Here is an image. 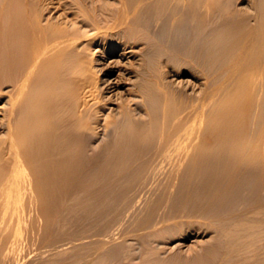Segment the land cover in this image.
Listing matches in <instances>:
<instances>
[{"label": "bare ground", "instance_id": "obj_1", "mask_svg": "<svg viewBox=\"0 0 264 264\" xmlns=\"http://www.w3.org/2000/svg\"><path fill=\"white\" fill-rule=\"evenodd\" d=\"M220 1L114 0L104 5L98 0H0V72L13 71L12 79L8 78L7 82L0 74L5 79H0L1 124L7 129L5 137L0 140V219L7 218L11 225L18 219L26 222L48 217L52 219L55 216L52 206L56 211L55 207L60 206L65 196L71 194V198H76L81 195L78 187L82 175H91L95 171L98 174L100 169L91 164V159L104 157L103 161L105 158L108 161L123 154L125 156L122 158L128 156V160L124 163L121 159L124 164L118 165L124 166L120 167L121 171L116 170L118 173L104 174L102 177L95 173L99 177L97 185L101 188V194L98 190L97 195L90 194V191L87 197V189L83 191L91 207L94 205L98 209L96 198L99 196L100 199L105 189L118 193V202L114 199L112 203L122 204L120 208H133L131 201L140 200V204L142 198H147L143 202L149 201L148 197L152 199L149 204L156 206L155 203L168 200L175 194L177 186L179 188V184L185 182L189 184V190L199 187L198 191L216 188L234 191L235 195H231L233 199H240L242 194H253L258 182L254 185L251 178H258L261 181L258 185L264 188V1L248 3L250 9L244 14L242 12V16L238 7L228 8L223 0L222 3ZM106 2L109 3V0ZM69 22H72V26L79 24L80 27L74 26L70 30ZM78 28L85 29V34L78 35L77 31L83 30ZM101 38L109 48L106 46L101 51L103 53L97 65L93 59L86 57L88 54L82 55L86 58L80 59L79 65L68 61L70 57L90 50ZM137 42L143 44L145 53L160 51L154 44L158 42L166 49L168 59L172 55H179L198 67L206 80L202 96L190 105L186 104L188 106L183 105L182 109L177 108L174 99L171 100L174 97L169 91V83L166 84L168 81L165 83L160 79L162 76L154 66H146L145 55L139 52L142 47L136 48ZM120 45L122 47L117 51ZM128 54L137 58L135 65L128 67L111 59L114 55L124 58ZM67 62L76 66L71 63L69 66ZM116 73L117 76L113 77ZM9 74L5 77H9ZM63 82H69L75 88V94H72L76 100L74 103L68 99L67 90L59 89ZM120 87L124 88L126 97L120 103L110 101L108 93ZM107 104L116 105L112 108L113 113H107L108 117L104 114L109 108ZM91 113L95 116L92 117ZM84 116H91L92 120L88 118L82 127L80 122L86 121ZM120 116L123 120H118ZM79 127L94 130V134L100 133L95 129H100L103 134L98 142L100 144L94 148V141L90 140L95 135L87 140L82 137L85 128L80 131V136ZM87 131L85 133L88 134ZM81 145L88 153L91 152L88 156L91 159L87 160H91V163L80 162ZM115 161L120 163V160ZM186 176H189V181L183 180ZM198 176L201 178L198 179ZM92 184L95 186V183ZM126 186L129 188L121 191ZM164 191L168 194L165 197L162 196ZM112 194L108 196V192H105L102 200H108ZM105 196L108 197L104 199ZM146 203L143 205L147 206ZM115 206L111 204L113 209ZM108 208L109 216L118 218L117 213L112 214ZM257 211L252 209V212H243L233 219L219 222V226L227 232L231 245L218 264H240L239 260H242V264H248L245 261L247 258L242 259V253L240 256L238 254L239 244L242 245L239 236L256 229L258 225L252 227L250 224L255 217L264 219V206L259 213ZM102 214L100 217H103ZM141 214L144 220L143 211ZM77 218L94 221L90 222L91 226L95 223L98 225L95 220H100L92 212L89 215L80 213ZM17 227L15 230L19 229ZM260 228H257L258 233ZM95 231L91 233L94 236ZM100 236L95 239L99 240ZM13 239L12 242H15ZM245 246L241 247L244 249L248 245ZM42 250L37 251L39 257ZM45 251H50V248L45 249L41 257ZM46 254L44 256L54 257L52 253ZM91 257L94 258L93 255ZM37 259H34L35 262ZM92 260V263L90 260V263L86 262L97 264ZM254 261L253 264H264V258Z\"/></svg>", "mask_w": 264, "mask_h": 264}, {"label": "rangeland", "instance_id": "obj_2", "mask_svg": "<svg viewBox=\"0 0 264 264\" xmlns=\"http://www.w3.org/2000/svg\"><path fill=\"white\" fill-rule=\"evenodd\" d=\"M99 1H101V2H99ZM104 1L98 0V2L100 4H104V5L111 4L114 0L111 2L109 0V3L106 2L108 0H106L105 2ZM216 1H217V3H219L218 2L219 0H216ZM230 1L231 0H223V2L228 6V8L234 7L236 9V7H238L239 8L238 11L241 12V14H239V15H241V16H242V12L244 14V11L250 9V5H248V3L253 4L254 2H256V3L259 2V0H257L258 2L256 0H254V1L253 0L252 1L251 0H248V1L247 0H236V1L232 0L231 2ZM262 1H264V0H262ZM102 2H104V3H102ZM234 2H236L237 4ZM251 2H253V3H251ZM229 3H231V5ZM260 3H261V0H260ZM234 4H236V5H234ZM60 13H61V11L58 12L57 15H59ZM70 24H69L70 30H71V28L73 29L74 26L75 27L79 26V24H74L72 26V22ZM80 29H83V28H80ZM80 29L78 28V30H80ZM85 31L86 30L83 29V30H80L77 32H78V35H82V34L84 35ZM138 41H140V40H138ZM137 43H139L138 47H136L137 49H139V47L140 48L142 47V50H140L139 52H141L140 55H142V54L145 55L144 62L146 63V66L149 68L151 66L152 67L154 66L157 69V73L160 72L159 75L162 76V77H160V79H162V81L164 80L165 83H166V81H168L166 84L169 83L168 84V88H170L169 91H172L171 93L173 94V97H174V98H171V100L174 99L173 101H174L175 105H178V106L180 104L182 105V106L180 105V107L177 106V108L182 109V108H184L183 105H186V104L190 105L191 102H195L199 97L202 96L203 88H204L203 86H205V83H206L204 81H206V80H205V78H203V74L199 71L200 69L198 67H194L193 65L190 64V62H188L187 59L180 58L179 55H175V57H174V55H172V57H170L168 59L167 58L168 53H167L166 49L161 44H159L158 42L154 43L155 46L159 47V49H160V51H158L157 53H155L154 51H151L150 53H148V52L145 53V48H143V44L140 42H137ZM106 46L109 48L108 44L107 43L104 44V41L101 38L100 40H98L96 42V44L94 43V45L92 47H90V50L83 52L81 55L80 54L74 55V56L70 57L68 59V61L71 60L72 63L79 65V64H81L80 59L82 60V59H85L86 57H88V58L93 59L94 64L96 63L95 65H97V63L100 62L99 56H101V54L103 53L101 51ZM121 47H122V45L118 46L116 48V50L118 51L119 48L121 49ZM86 54H88V55L86 56ZM82 55L86 56V57H83ZM130 55L131 54H128L127 57H124V58H120L119 56L114 55V56H112L111 59H115L120 64H123L124 66L129 67L130 64L135 65L137 63V61H136L137 58L129 57ZM67 63L70 66V63L69 62H67ZM73 66H76V65H73ZM162 66H164V67H162ZM155 68H153V69H155ZM5 71L6 70H4L3 72H5ZM8 71L9 70H7L5 72L6 74L3 72H0L1 75L3 74V77L6 79V81L0 75L1 80L7 82L8 78H9V80L12 79L13 71L12 70H10L9 72ZM11 71H12V74H11ZM8 73H10L9 77L8 76L5 77ZM117 74L118 73H116L113 77H116ZM0 83H2V81H0ZM170 84H171V86H170ZM67 86H69V87L67 88ZM72 87H71V84H69V82H67V83L63 82L60 85L59 89L63 90V91L67 90V92H65V93L66 94L68 93L67 94L68 99L74 103L76 100H75L74 96H72V94L73 93L75 94V88H72ZM69 89H70V91H72V93H69L70 92ZM188 94H190V95H188ZM109 96H110V101L120 103L126 97V93L124 92V88L120 87V88L115 89L114 92L108 93V97ZM70 101H69V103H71ZM188 105H186V106H188ZM115 106H116L115 104H107V107H109V108L104 111V114L106 113L105 114L106 117H108L110 115L109 113L112 112V108H115ZM109 110H110V112H109ZM107 113L109 115H107ZM89 115H90V113H89ZM114 115H115V113H114ZM116 115H117V112H116ZM116 115H115V117H116ZM91 116L94 117L95 114L93 113ZM91 116H90V118H91ZM117 116H119V115H117ZM83 118L86 121L83 120L84 121L83 123L80 122V126H82V127H83V124H86L85 122H88L87 120L89 117L87 118L84 116ZM2 119H3V115H2V112L0 111V140H2L5 137L6 130H7L5 127L3 128L2 124H1ZM120 119H122L121 116H120V118L118 117V120H120ZM91 120H92V118H91ZM89 122H90V120H89ZM84 128H83V130H84ZM83 130H82V128L79 127L78 133L80 134V136L82 134L84 135L85 131H87V130L89 132L93 133V134H90L87 131L88 134L85 133L87 136L82 135V137L83 138L85 137V139H87L89 136L92 137L93 135H95L94 138L90 137L91 140H90V138H89V140H90V142L94 141V142H92L93 144L92 143L91 144L94 148H96L98 142H100L99 140L101 139V135L103 136L101 130L95 129L96 132L100 131L101 134L100 133L94 134L95 131L93 129H91V130H93L94 132L90 131V129L86 130V128H85V131L81 134L80 131H83ZM80 148H81L80 149L81 152H80V156H79L80 158L79 159H80V162H82V164H85L86 162H90L92 160L93 163H91V162L90 163L93 166H95V168L100 169L99 171H101V170H104V171H102V172L98 171V174H97V171H95L94 173L91 174L92 176L90 174L82 175L81 181L79 182L80 184L78 187V190L80 191L81 195L76 197V198H74V196H72V198H71V196H70L71 194H69V196H65L66 198L64 197L62 199V203L60 204V206L57 205V207H55L56 211L53 210L54 206H52V211L55 213V216H56V217L53 216L52 219H50L49 217L45 218L44 220L31 219V220H29L30 222L29 221L26 222L22 219H18V220H15L16 222L15 221L12 222V225H11V221H8L7 218H4V220H7L6 222L4 220L0 219V234H1L0 235V244H1L0 245V264H8V263L9 264L10 263L15 264V262H16V264H18V263L19 264H40L41 262H42L41 264H43L44 262H45L44 264H47V263L48 264H57V263L58 264H71L73 262H75L73 264H88L87 262L90 263V261L92 263V261H93L92 259H94V261H96L97 264H218L224 259L223 256L226 255L227 250H228L229 246L231 245V241L227 235V232L225 231V229H223L222 227L219 226V222L233 219L234 217L238 216L239 214H241L243 212H250V211L252 212V209H253V211H257L258 209L256 210L255 208H259L262 210V207L264 206V188L259 186L260 185L259 183L261 181H259L258 178L257 179L251 178L252 180L251 179L250 180L253 181L254 185L256 184L255 182H258L254 186L255 192L253 191V194H251V195L242 194L240 196L241 197L240 199H238V198L233 199V196L235 195L234 191H226V190L223 191V189H220V188H216V190L213 189V190H207V191L204 189H200L198 191L199 187H197V189H196V187H194L193 189L190 188V190H192V192H191L189 190V184H187L185 182L184 184L182 183L183 185H185V187L182 184H179L180 187L178 188V186H177V188L175 190V194L171 195L168 198V200H163L162 202L155 203L157 207L153 203L149 204V201L151 203L152 199H151V197H148L149 201L145 200V202H143L144 199H147V198H142L143 201H141L140 204L138 203V202H140V200L138 202L137 201H131L132 203L130 202V206H133V208L132 207L131 208L130 207L120 208L119 205L121 206L122 204L119 203V205H118L117 204L118 201L116 200V199H118L117 198L118 193H115V191L110 192V189H109V191H106V189H105L104 191L106 193L108 192V196L110 194L114 193L111 195L114 198H112L111 196L110 197L105 196L104 199H106V197H108V200L107 199L105 200L107 202H105L102 200L103 199L102 197L104 196L105 192L102 194L100 199L98 196L97 198L99 200H97V198H96V203H98V209L100 210L99 211L97 209V207H95L94 205L91 207V204L87 200V199H89L87 197L90 194L95 193L97 195L98 191H99V194H101V191H100L101 188L97 185L98 184L97 181H98L99 177H96V174H97V176L101 175V177L104 176V174H112V173L116 174V172L118 170L121 171L120 167L121 168L124 167V166H118V165L122 164L121 163L122 160H123L122 162L126 163V161L128 160V156L122 158L123 156H125V154H123L122 157H119L120 159L119 158H115V159L113 158L114 160L109 159L108 161L106 160V158L103 161L104 157L101 159L98 158V159H94V160L89 158L91 160L87 161V160H89L88 156L90 157L91 152H89L90 153L89 154L88 151L85 150L83 145H81ZM116 159H117V161L120 160V163H118V162L116 163V161H115ZM111 161H112V163H108ZM114 161H115V163H113ZM106 162L108 163V165H106L107 164ZM99 164H101V165H99ZM109 164H112V165L110 166ZM97 165H98V167H96ZM122 165H124V164H122ZM186 177H184L183 180L189 181V178H188L189 176L187 177V179H186ZM199 177L200 176H198V179H199ZM96 178H97V180H96ZM93 179H95V180H93ZM195 179H197V176ZM89 181H91V182H89ZM93 181H95V182H93ZM86 182H87V184H86ZM92 183H95V186L97 185V187H95L94 184H92ZM92 187H94V188H92ZM125 188L126 189L129 188V186H126L124 188L122 187L121 191H125L126 190ZM92 189H94L95 191ZM178 189H179V191H177ZM194 189L196 190V192ZM85 190L87 191V193L85 192ZM201 190H202V192H200ZM83 191L85 192L87 197L85 196ZM90 191H91V193L89 194L88 192H90ZM209 191L212 192V195L210 194ZM179 193H181V195ZM206 193H208V194H206ZM237 194L238 193L236 192V195ZM82 195H83V197H82ZM105 195H107V194H105ZM165 195H166V193L164 191L162 196L165 197ZM231 195H233V196H231ZM195 197H197L198 199ZM175 198H176V201H175ZM202 198H204V199H202ZM114 199L117 202L112 203L113 202L112 200H114ZM195 199H197L198 201ZM100 200L103 201V202L102 201L100 202L101 204L98 202ZM171 200H172V202H171ZM108 201H111V202H109V204H108ZM146 201L148 203H146ZM165 201L166 202L168 201V203H165ZM104 202H105L106 207L104 206V208H103ZM135 202H136V204H133ZM93 203L95 205H97L95 202H93ZM145 203L147 206L143 205ZM161 203H163L164 206ZM111 204H112V207L115 205H117V207L115 206V209H113L111 207ZM159 204H160V206H159ZM87 205H89V207H91L90 209H89V207H87L88 210L86 208ZM134 205L135 206L140 205V206L139 207L137 206V208H138L137 209V208H135ZM142 205L145 207H143ZM150 205H152V206H150ZM255 205H257V206H255ZM154 207H156V208H154ZM193 207H194V209H193ZM106 208H108L109 211H112V214H113V212L117 213L118 218L115 217L116 221H113L115 218L112 219L109 216V212L106 210ZM128 208H130V209L128 210ZM164 208L166 210H164ZM149 209H151V210H149ZM124 210H126V211H124ZM134 210H136L137 212L135 211V213H134ZM139 210L143 211V214L145 215V216H143V218L144 217L145 218L149 217V218H146V219L144 218V220L141 219L142 217H140V215H142L141 214L142 211H140L141 212L140 213ZM144 210H145V212H144ZM163 210H164V212H163ZM191 210L192 211L194 210V211L190 212ZM261 210H258L257 213H259V211H261ZM96 211H99V212H96ZM149 211H150V213L152 212V213H155V214L157 213V214L155 215V214L151 213L152 214V216H151ZM91 212L95 213L98 216L97 219L100 218L99 221L95 220L96 222H98V225L96 223H95L96 225L93 223L95 226L94 225L91 226L92 223L90 224V222H94V221H92V220L89 221L90 219H88V220H82L83 221L82 222L81 219L77 218V215H79L80 213H86L87 215H89V214H91ZM104 212H105V214L103 215L102 213H104ZM118 212L119 213L121 212L122 214L120 213L121 214L120 215ZM136 213H138L137 217H139L141 219V221L139 218L136 217L137 218L136 219L134 217V215L136 216ZM101 214L103 217L104 216L105 217L104 218L100 217ZM126 214H128V215H126ZM158 214L160 217L158 216ZM74 217L76 219H74ZM132 217H134L135 219ZM130 218H132V219H130ZM255 218L253 219L252 223H250V224L252 225V227H253V225H255V227L258 225L256 227V229L255 228H254L255 230L252 229L254 231H252V232L249 231V233H247V235L243 234V236H242V234H241L239 236V243L241 242L243 246H244V244L246 246L247 245L248 246L247 247L245 246L247 249L246 248L243 249V247H241L242 245L239 244L238 254L240 256L242 253V256H243L242 259L247 258V260H245V261L248 264L250 262H251L250 264H253V261L255 259H256V261H259V258L260 259L264 258V248H263V246H264V242H263L264 241L263 240L264 239V234H263L264 233V219L261 216H257ZM64 219H66V220H64ZM63 220L66 222V224ZM18 221H19V223H17ZM75 221L80 222V223H77ZM85 221H87L88 223L87 222L85 223ZM7 222H8V224H6ZM31 222H33V223H31ZM13 223L19 224L18 227H19V229L22 228L21 231L19 229L15 230V228L17 227V224H13ZM31 224H32V226H31ZM87 225L89 226V228ZM108 225L110 227H108ZM91 227L94 229L96 228V231L94 229H92ZM258 227L259 228L261 227L260 228L261 230L259 233H258L259 229H257ZM90 229L92 230V232ZM16 231H19L17 233L18 235L16 234L19 239L16 238L17 236L15 237ZM93 231L96 232V234H95L96 236H94V234L93 235L91 234V233H93ZM261 231H263V232H261ZM104 232H105V234L106 233L107 234L105 235ZM251 233H252V235H251ZM86 234H88V235H86ZM248 234H249V236H248ZM98 235L102 236V238H101V236L99 237V240L97 239ZM73 236H74V238H73ZM69 237H70V239H69ZM95 237H97L96 238L97 240L95 239ZM242 237H243V239H242ZM92 238L95 240H93ZM246 238H247V240H246ZM257 238H259V239H257ZM12 239L14 241L15 240L16 241L12 242ZM65 239H67V240L65 241ZM100 239L101 240L103 239V240L101 241ZM252 240H254V241H252ZM60 241H62L63 243L62 242L60 243ZM67 241H68V243H67ZM245 241H247V243ZM22 242H23V244H22ZM80 242H83V243H80ZM13 243L15 244V247H14ZM256 243L258 245H256ZM260 243H261V245H260ZM81 244L83 246H81ZM84 244H86V245H84ZM101 244H102V246H101ZM93 245L95 247H93ZM74 246H76L77 248ZM79 246H81V250H83L84 252L79 250L80 249ZM91 246L93 247L92 249H91ZM249 246L251 248L256 246L257 249H255V247L253 249H250V248H248ZM43 247L46 250L50 248V251H48V252L45 251L44 253H48L46 255H50L52 253L54 257L52 258V256H50V257L44 256V253L41 257V253L45 250ZM66 247L69 249L62 251V249H67ZM97 247H98V249H97ZM41 249H43V250L41 251V253H39L40 254V257H39L38 252H40ZM245 249L248 251L246 252ZM260 249H262V250H260ZM53 250H55V252H53ZM239 250H241V251H239ZM64 251H66V253L68 251L69 252L66 254ZM262 251H263V253H262ZM76 252L78 254H76ZM82 253H83V255H82ZM94 253H96V254L99 253V254L96 255ZM11 254H12V256H11ZM72 254H74V255L72 256ZM84 254H86V255L88 254V256H85ZM89 254L91 256L93 255L94 258L91 257ZM247 254H248V256H247ZM250 254H252V255H250ZM77 256H78V258H77ZM80 256H81V259L79 258ZM82 256H85L84 258H86V259H84V258L82 259ZM89 256H90V258H89ZM262 256H263V258H262ZM6 257H7V259H6ZM43 257H46L48 260L49 259L51 260V258H52V260L51 261L49 260L47 262V259L45 258V259H42L43 261L46 260L43 262L41 260V258H43ZM70 257H73V259H71ZM75 257H76V259H75ZM34 259H37L36 262ZM250 259H253V260L249 261ZM77 260H79V261H77ZM100 260H102V261H100ZM28 261L30 263H28ZM52 261H54V262H52ZM256 261H254V262H256ZM239 262H240V264H242V260H239Z\"/></svg>", "mask_w": 264, "mask_h": 264}]
</instances>
